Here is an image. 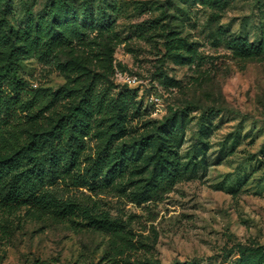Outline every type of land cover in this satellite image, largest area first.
<instances>
[{"label": "rangeland", "instance_id": "1", "mask_svg": "<svg viewBox=\"0 0 264 264\" xmlns=\"http://www.w3.org/2000/svg\"><path fill=\"white\" fill-rule=\"evenodd\" d=\"M26 1L39 9L44 0ZM92 1L106 5V22L89 21L86 38L51 64L21 62L27 89L45 97L72 88L76 72L65 66L116 95L127 86L121 75H135L138 85L127 86L141 107L134 136L152 132L171 110L185 111L181 157L205 156L206 165L141 205L119 189L61 186L120 224L129 241L122 253L110 234L23 208L0 222V264H240L238 246L264 247V0ZM24 6L12 0L11 26L25 25ZM99 144L89 140V150Z\"/></svg>", "mask_w": 264, "mask_h": 264}, {"label": "trees", "instance_id": "2", "mask_svg": "<svg viewBox=\"0 0 264 264\" xmlns=\"http://www.w3.org/2000/svg\"><path fill=\"white\" fill-rule=\"evenodd\" d=\"M20 1L27 21L15 28L7 18L12 0H0V222L26 208L41 218L110 234L122 253L129 241L120 224L91 200L66 197L61 186L95 194L119 189L141 205L196 173L206 165L205 156L199 163L194 157L183 162L185 111L171 110L152 132L135 137L131 124L141 111L137 91L99 90L96 77L79 68H63L76 72L72 88L45 97L28 90L19 74L21 62L53 63L58 52L86 38L89 21L105 23L107 16L106 5L95 8L92 0H44L39 9ZM237 45L243 55L250 52L244 42ZM93 139L100 144L89 150ZM237 253L240 264H264V247L238 246Z\"/></svg>", "mask_w": 264, "mask_h": 264}, {"label": "built area", "instance_id": "3", "mask_svg": "<svg viewBox=\"0 0 264 264\" xmlns=\"http://www.w3.org/2000/svg\"><path fill=\"white\" fill-rule=\"evenodd\" d=\"M121 80L123 84L129 87H134L139 83L137 76L130 74L121 75Z\"/></svg>", "mask_w": 264, "mask_h": 264}]
</instances>
